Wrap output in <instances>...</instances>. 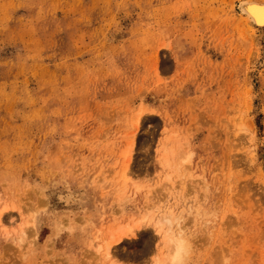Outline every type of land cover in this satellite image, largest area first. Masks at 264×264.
Instances as JSON below:
<instances>
[{
	"label": "rangeland",
	"instance_id": "obj_1",
	"mask_svg": "<svg viewBox=\"0 0 264 264\" xmlns=\"http://www.w3.org/2000/svg\"><path fill=\"white\" fill-rule=\"evenodd\" d=\"M244 2L0 0V264H264Z\"/></svg>",
	"mask_w": 264,
	"mask_h": 264
},
{
	"label": "bare ground",
	"instance_id": "obj_2",
	"mask_svg": "<svg viewBox=\"0 0 264 264\" xmlns=\"http://www.w3.org/2000/svg\"><path fill=\"white\" fill-rule=\"evenodd\" d=\"M244 3L245 4L242 5L243 10L241 11V13L244 16V21L248 24L247 27H249L250 29H254L255 27L256 28H264V4L259 3V2H248V3L244 2ZM171 223L172 222L168 218L159 219V221L155 225L156 232L158 234H160L163 226H165V225L169 226V225H171ZM139 225H140V223H139ZM129 227L130 226H126L124 233H121L120 236L133 234L134 231H131V230H134V229L129 228ZM120 238L116 237L114 242L118 241ZM146 250H149V249H146ZM108 251H111L110 247H107V252ZM152 251H153V249H152ZM152 251H151V253H152ZM184 251L185 250H184L182 243L176 245V247L174 248V251L172 252V254L168 258V263L170 262L171 264H178L179 260L182 259V255H183ZM109 253H107V254L109 255ZM157 264H159L158 261H157Z\"/></svg>",
	"mask_w": 264,
	"mask_h": 264
}]
</instances>
